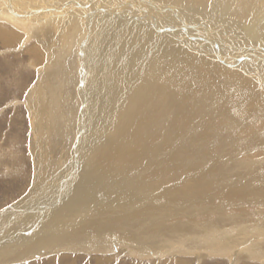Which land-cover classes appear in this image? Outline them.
<instances>
[{"label":"bare ground","instance_id":"1","mask_svg":"<svg viewBox=\"0 0 264 264\" xmlns=\"http://www.w3.org/2000/svg\"><path fill=\"white\" fill-rule=\"evenodd\" d=\"M0 22L6 44L19 31L47 47L26 49L40 62L38 175L50 139L72 150L57 197L36 180L28 208L0 213V264L112 246L137 259L235 243L264 255V227L229 213L252 200L264 220V0H0Z\"/></svg>","mask_w":264,"mask_h":264},{"label":"rangeland","instance_id":"2","mask_svg":"<svg viewBox=\"0 0 264 264\" xmlns=\"http://www.w3.org/2000/svg\"><path fill=\"white\" fill-rule=\"evenodd\" d=\"M235 20L236 19H234L233 16L227 17V21L231 24L229 32L230 34L238 35L241 40H244L243 34L239 33V30L237 29L238 26L233 24L235 23ZM0 24H3V22H0ZM1 30L8 33L13 29L1 25ZM15 32L18 34L17 36H19L15 42H9L6 44L0 39V213L5 209L8 210L10 208H14L15 211L22 210V208H28L25 204L19 203L28 196V192L32 191L36 180H38L36 185L38 188L42 189L41 191H47L49 187L57 183V190L53 194L54 197H57L60 189V181L58 180L63 178L61 175L66 174L64 173V165L61 162H64L65 160L70 162L68 160V155L72 151L70 146L66 147L59 139H57V141L54 140V138L50 139V141L56 143V146L50 149L54 156L50 161H46L43 164L40 175H38L37 151H39V145L36 143V138L44 137L45 135L36 131L34 127L35 123L32 119V110L38 108H29L28 104H30V100H34L36 97L33 90L40 77L36 72V68L40 62L31 58L26 49L27 46L28 49L31 46H34L37 49H45L47 47L42 46V41L39 40V38H31V32H28V34L25 33L23 37L20 36V34H22L21 32ZM26 42V48H23V44ZM241 44L239 43V45ZM17 49L20 50L18 51ZM41 56L44 58L42 66H45L48 58L45 57V54H41ZM80 64L81 65L77 70L83 68V63ZM81 86L82 85H77L76 83L73 89V97L79 99L78 92ZM89 90L90 87L87 85V89L85 90V92L87 91L88 93L87 98L91 97L89 96ZM82 101L84 104L86 103V99L85 101L84 99ZM84 104L81 108L84 107ZM77 113L79 116L78 118L80 119L81 112L77 111ZM86 117L89 118L88 113ZM34 141L35 144H33ZM60 146H65V148L61 154L56 155L57 149ZM225 149L228 150V147H225ZM257 152L258 151H256L255 154ZM49 180L54 181L47 183ZM254 185H257L256 187H258L259 184L255 183ZM263 185L264 179L261 186ZM37 192L39 193L40 191ZM46 193L49 194L50 192H40L37 200L45 198L48 199L45 203L47 201L49 202V197ZM17 204L21 207L16 208ZM260 210V208L257 209L255 204L253 205L251 200L249 205L242 209H231L229 213L232 215L243 211V214L241 215H244L247 220L238 226H244L248 230L254 228V231L257 230L256 232H259L256 227H264V220L260 219L257 221L256 218V216H258V218L262 216ZM11 212L14 211H10L9 213ZM198 220L203 221L205 219L198 216ZM232 229H237V226ZM235 244L232 249H230L231 246H229V248L227 247V251L222 252L223 255L221 253L219 254V252H214L213 250L204 249L202 251L206 253H203L201 249L194 248L192 253L190 252L182 256L175 253H167L163 256L161 254L159 256L147 255L145 259H137L128 255V253H121L112 249L113 246L109 249V252L101 253V255L98 253L82 252V250L76 252H59L54 249V252H51L48 255L45 254L44 256L42 251L41 256L37 259H30L23 263L18 262L14 264H95L99 261L104 264H264L263 254L260 255L261 257L259 256L260 258H250L249 255L247 257V254H252L253 250L250 253H245V245L242 243ZM113 245L115 246V244ZM116 247L118 248V246ZM129 247H131V245H127V248ZM229 249L231 252H229ZM233 249L235 251H233ZM209 252H212V254L210 253L211 256H209ZM45 253H47V251ZM226 253L228 254L226 255ZM94 258L98 259L96 260Z\"/></svg>","mask_w":264,"mask_h":264}]
</instances>
